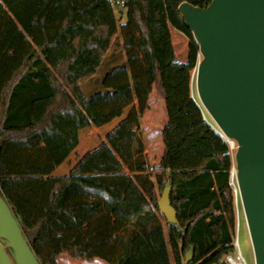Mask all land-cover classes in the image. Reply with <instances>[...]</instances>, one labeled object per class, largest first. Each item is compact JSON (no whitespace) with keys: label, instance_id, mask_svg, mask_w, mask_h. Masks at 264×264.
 <instances>
[{"label":"trees","instance_id":"1","mask_svg":"<svg viewBox=\"0 0 264 264\" xmlns=\"http://www.w3.org/2000/svg\"><path fill=\"white\" fill-rule=\"evenodd\" d=\"M119 1L0 0V194L41 264H58L61 255L106 264H171L172 256L183 264L189 247L187 264H224L234 237L228 146L194 169L172 168L197 137L172 148V134L195 123L210 128L196 107V120L179 119L163 81L175 59L164 0H124L118 23ZM181 1H171L173 12ZM180 28L189 40L186 65L195 67L198 46L182 19ZM122 52V62L96 74ZM154 89L166 123L163 153L152 166L139 119ZM127 107L69 172L52 174L77 146L80 129L100 127ZM166 183L176 223L156 205Z\"/></svg>","mask_w":264,"mask_h":264},{"label":"water","instance_id":"2","mask_svg":"<svg viewBox=\"0 0 264 264\" xmlns=\"http://www.w3.org/2000/svg\"><path fill=\"white\" fill-rule=\"evenodd\" d=\"M198 46V99L230 146L253 264H264V0L181 1L177 7ZM171 184L156 200L168 223H176ZM192 259V247L182 263ZM0 264H41L20 222L0 194Z\"/></svg>","mask_w":264,"mask_h":264},{"label":"rangeland","instance_id":"3","mask_svg":"<svg viewBox=\"0 0 264 264\" xmlns=\"http://www.w3.org/2000/svg\"><path fill=\"white\" fill-rule=\"evenodd\" d=\"M172 0H164L166 4V15L171 34V42L173 45L175 59L174 63L170 65L164 75L163 81L167 86L170 95L171 103L174 107L180 108L179 119L181 120H196L198 114L194 107L198 109L201 119L209 126L210 130H205L204 125L195 123L190 128H181L172 134L170 144L172 148L179 147L196 135L193 144L188 150L179 152L172 163L173 169L191 170L201 163L207 157L215 154L221 149L223 142L228 146L229 154L232 158L229 184L232 190V205L234 212V237L237 236L238 246L241 254L245 258L247 264H253L252 246L248 234V230L243 219L238 193L236 190L235 178L231 172L234 167V152L233 147L221 137L218 132L219 129L214 124L210 116L202 107L196 92L195 86V67L189 68L187 62V45L188 38L182 33L180 28L181 16L177 12H173L170 7ZM203 1V0H199ZM125 10V9H124ZM114 12L118 23L124 18V11H119V4H114ZM124 60V52L115 56H108L106 63L100 65L96 74L99 76L103 74V70L107 67L122 62ZM93 87V82H86L83 84L84 90H90ZM130 107L124 109L122 115L114 121L104 124L102 127H88L78 132V144L75 151L70 155L69 162L77 160L81 155L88 150L97 146L104 138V135L109 131L114 124L123 118ZM166 123V111L164 100L159 96L157 91L152 90L148 98V108L142 113L139 119V134L143 141L144 152H146L147 159L150 165H157L163 153V145L161 141V131ZM68 172L65 163L55 171V175H62ZM150 178L154 180V171H151ZM160 193H158L159 197ZM162 220V217H161ZM163 222V220H162ZM233 237V238H234ZM233 253V250L231 251ZM171 264H174L172 256H170ZM58 264H105L100 259H93L91 261L72 259L67 255H61L57 258Z\"/></svg>","mask_w":264,"mask_h":264},{"label":"built area","instance_id":"4","mask_svg":"<svg viewBox=\"0 0 264 264\" xmlns=\"http://www.w3.org/2000/svg\"><path fill=\"white\" fill-rule=\"evenodd\" d=\"M119 6L121 8L124 7V0L119 1ZM232 245H233V253L228 252L224 254L222 257L224 264H247L245 258L243 257V255L241 254L239 250L237 236L233 238Z\"/></svg>","mask_w":264,"mask_h":264},{"label":"crops","instance_id":"5","mask_svg":"<svg viewBox=\"0 0 264 264\" xmlns=\"http://www.w3.org/2000/svg\"><path fill=\"white\" fill-rule=\"evenodd\" d=\"M170 6H171V3H170ZM167 6H166V4H165V10L167 9L166 8ZM122 11H124V16H125V10L123 9ZM167 11V10H166ZM124 20H125V18H124ZM123 19L120 21V22H123L124 21ZM118 118V117H117ZM114 119H116V118H114ZM114 119H113V121H114ZM112 121V120H111ZM115 125V124H114ZM103 126V125H102ZM102 126H100V127H102ZM84 129V128H83ZM80 130H82V129H80ZM79 130V131H80ZM78 131V132H79ZM76 148V147H75ZM75 148L69 153V155H68V157L57 167V168H59L61 165H63L64 163H65V165H66V170H68V172L70 171V169L75 165V163L83 156V155H81L80 156V158L79 159H77V160H74V161H72V162H69V158H70V155L75 151ZM57 168L52 172V174L53 175H55V171L57 170ZM67 173V172H66ZM65 174V173H64ZM159 220H160V222L163 224V222H162V220H163V218H162V220H161V216L159 217ZM73 259V258H72ZM81 260V259H80ZM86 261H88V260H86ZM91 261V260H90ZM104 262V261H103ZM106 264V263H105Z\"/></svg>","mask_w":264,"mask_h":264},{"label":"bare ground","instance_id":"6","mask_svg":"<svg viewBox=\"0 0 264 264\" xmlns=\"http://www.w3.org/2000/svg\"><path fill=\"white\" fill-rule=\"evenodd\" d=\"M233 147V146H232Z\"/></svg>","mask_w":264,"mask_h":264}]
</instances>
